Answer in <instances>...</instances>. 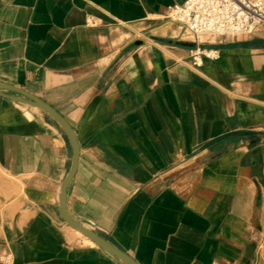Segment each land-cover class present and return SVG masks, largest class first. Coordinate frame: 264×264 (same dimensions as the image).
Returning a JSON list of instances; mask_svg holds the SVG:
<instances>
[{
    "label": "crops",
    "instance_id": "0c3cea01",
    "mask_svg": "<svg viewBox=\"0 0 264 264\" xmlns=\"http://www.w3.org/2000/svg\"><path fill=\"white\" fill-rule=\"evenodd\" d=\"M185 0H0V81L80 143L67 207L140 264H264V24L197 43ZM69 141L0 95V257L121 264L60 215ZM0 264H3L0 260Z\"/></svg>",
    "mask_w": 264,
    "mask_h": 264
},
{
    "label": "built area",
    "instance_id": "2783aa9c",
    "mask_svg": "<svg viewBox=\"0 0 264 264\" xmlns=\"http://www.w3.org/2000/svg\"><path fill=\"white\" fill-rule=\"evenodd\" d=\"M171 18L180 22L196 38L190 49L194 69L203 66L206 58L215 59L219 50L200 44L204 36L252 34L264 24V0H185L167 7ZM3 264H12L13 253L0 257Z\"/></svg>",
    "mask_w": 264,
    "mask_h": 264
},
{
    "label": "water",
    "instance_id": "95a60500",
    "mask_svg": "<svg viewBox=\"0 0 264 264\" xmlns=\"http://www.w3.org/2000/svg\"><path fill=\"white\" fill-rule=\"evenodd\" d=\"M0 95L10 98L12 100L31 104L43 110L50 118H52L56 122V124L66 135L72 151V160L70 169L61 184V193L59 196V209L62 219L72 228L80 231L84 236L94 241L97 246H99L102 250L110 254L119 263L140 264L129 253L116 246L114 243H112L110 240H108L106 237H104L94 229L82 223L69 212L67 207V192L68 186L72 181L78 168L80 143L75 129L66 119V117L62 115L47 101L20 86L0 81Z\"/></svg>",
    "mask_w": 264,
    "mask_h": 264
},
{
    "label": "bare ground",
    "instance_id": "6f19581e",
    "mask_svg": "<svg viewBox=\"0 0 264 264\" xmlns=\"http://www.w3.org/2000/svg\"><path fill=\"white\" fill-rule=\"evenodd\" d=\"M80 232V231H79ZM90 239V238H89ZM91 240V239H90ZM92 241V240H91ZM92 242H94V241H92Z\"/></svg>",
    "mask_w": 264,
    "mask_h": 264
}]
</instances>
